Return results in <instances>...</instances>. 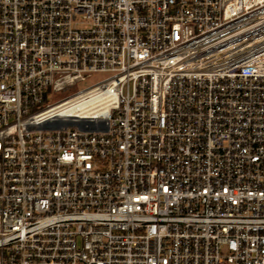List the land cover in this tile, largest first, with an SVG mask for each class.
Here are the masks:
<instances>
[{
    "label": "built area",
    "instance_id": "2783aa9c",
    "mask_svg": "<svg viewBox=\"0 0 264 264\" xmlns=\"http://www.w3.org/2000/svg\"><path fill=\"white\" fill-rule=\"evenodd\" d=\"M0 264H264V0H0Z\"/></svg>",
    "mask_w": 264,
    "mask_h": 264
},
{
    "label": "rangeland",
    "instance_id": "374dc122",
    "mask_svg": "<svg viewBox=\"0 0 264 264\" xmlns=\"http://www.w3.org/2000/svg\"><path fill=\"white\" fill-rule=\"evenodd\" d=\"M105 77H106V75H104V74L94 75L91 78L87 79L85 82L77 83L76 86L71 91H68L65 94L63 93V95L70 94V92L72 93V92L81 91L87 87H90V86L96 84L97 82L101 81Z\"/></svg>",
    "mask_w": 264,
    "mask_h": 264
},
{
    "label": "bare ground",
    "instance_id": "6f19581e",
    "mask_svg": "<svg viewBox=\"0 0 264 264\" xmlns=\"http://www.w3.org/2000/svg\"><path fill=\"white\" fill-rule=\"evenodd\" d=\"M70 110H62L60 112L61 116H72V117H75V118H80V117H84V114H82V112L80 111H75V112H69Z\"/></svg>",
    "mask_w": 264,
    "mask_h": 264
}]
</instances>
